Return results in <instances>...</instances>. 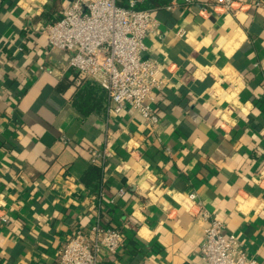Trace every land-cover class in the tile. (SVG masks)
<instances>
[{"label": "crops", "instance_id": "0c3cea01", "mask_svg": "<svg viewBox=\"0 0 264 264\" xmlns=\"http://www.w3.org/2000/svg\"><path fill=\"white\" fill-rule=\"evenodd\" d=\"M71 1L0 0V264H58L97 218L123 235L100 264H203L192 193L264 264V0L152 9L144 56L163 85L149 120L71 105L68 57L44 32ZM91 163L103 168L96 192L80 182Z\"/></svg>", "mask_w": 264, "mask_h": 264}, {"label": "built area", "instance_id": "2783aa9c", "mask_svg": "<svg viewBox=\"0 0 264 264\" xmlns=\"http://www.w3.org/2000/svg\"><path fill=\"white\" fill-rule=\"evenodd\" d=\"M185 3L195 4L191 0ZM253 4L259 6L260 1ZM246 5L240 0H214L211 9L219 6L236 12ZM152 11L138 8L137 0H127L126 5L118 0H72L59 19L44 27L49 49L65 53L68 67L78 78L93 81L106 91L109 117L134 111L149 120L153 113L152 103L147 102L154 100L163 79L158 76L157 62L144 56L145 39L158 25ZM98 158L93 155L94 162ZM118 194L123 195V190ZM188 199L205 223L200 246L203 264H256L241 250L234 235L225 234L216 214L204 209L195 194H189ZM0 222L6 223L7 218L0 216ZM122 240L119 229L104 226L97 218L88 229L72 233L57 251L58 264H100L104 254H116Z\"/></svg>", "mask_w": 264, "mask_h": 264}, {"label": "trees", "instance_id": "16d2710c", "mask_svg": "<svg viewBox=\"0 0 264 264\" xmlns=\"http://www.w3.org/2000/svg\"><path fill=\"white\" fill-rule=\"evenodd\" d=\"M126 0H118L123 4ZM138 8L157 9L164 6L162 0H142ZM75 77V90L70 98L71 105L83 116L101 114L106 112L108 96L104 89L97 83L77 77V73L71 70ZM103 168L100 165L91 163L80 177V182L90 191H99Z\"/></svg>", "mask_w": 264, "mask_h": 264}]
</instances>
